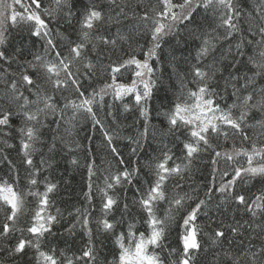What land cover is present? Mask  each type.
Returning a JSON list of instances; mask_svg holds the SVG:
<instances>
[{"label": "snow or ice", "instance_id": "obj_1", "mask_svg": "<svg viewBox=\"0 0 264 264\" xmlns=\"http://www.w3.org/2000/svg\"><path fill=\"white\" fill-rule=\"evenodd\" d=\"M190 42L194 55H177ZM165 63L179 88L156 111L157 154L142 168L126 162L98 113L113 107L106 97L138 111L143 132L126 137L137 156ZM81 120L116 161L102 186L93 150L84 165L78 156ZM65 159L87 169L86 206L68 211L67 237L55 230L65 217L52 211L60 184L51 178ZM201 164L211 169L202 196L184 190ZM0 165V264H202L209 254L211 264H264V0H0ZM77 229L86 240L73 251Z\"/></svg>", "mask_w": 264, "mask_h": 264}, {"label": "trees", "instance_id": "obj_2", "mask_svg": "<svg viewBox=\"0 0 264 264\" xmlns=\"http://www.w3.org/2000/svg\"><path fill=\"white\" fill-rule=\"evenodd\" d=\"M204 16V10L199 9L197 11L196 20L202 21ZM53 29L56 28V24H51ZM11 39L13 46H18L22 43L20 39V35L17 30L13 29L11 33ZM36 43L35 47L32 49L33 51H40L42 49L43 42L33 38ZM27 37H25V41ZM169 44H175V40L171 39L169 43L164 44V50L167 52L169 48ZM196 45L194 43H189L187 45H180L177 55H185L187 56L189 52H192L194 55V49ZM182 66V65H181ZM158 69L162 70L164 75L162 79L165 81V88L155 92L153 100L150 101V110H151V120L149 124V136L147 142L144 144L143 150L138 153L137 156H133L130 149L134 145H130L129 141L126 137L133 136L138 137L140 133L143 132L144 121L141 117H139L138 111L133 108L130 112H125L122 107V103L119 101H113L111 97H106L107 104L113 105L111 109L105 108L99 111L100 118L104 121L106 127H110V129L115 133L114 144L117 149L120 151L121 155L125 158L126 162L135 161L139 166L143 168V165L147 162L148 157L155 156L157 152L155 151L158 141L152 140V125L159 126L160 118L156 116V111H164L169 103L174 100L173 93L177 91L179 88V82L176 80L175 75L172 74V69L167 65V63L163 65H157ZM171 76V82L168 77ZM131 81V70L125 73L122 78V82L130 83ZM178 94V92H177ZM123 103H129L130 105L134 102L131 97H126ZM111 111L113 116H115V121H113V116H108L107 112ZM73 135L79 141V143L83 146L82 149L78 152V156L81 160V164L84 165L85 161V153L90 147L93 150V154L96 157V167L99 169L96 176L93 177L94 185L102 186V177L105 174V169L108 168L109 163L112 165L116 164L115 159L110 154V150L106 147L103 136L100 133L98 127L96 130L92 129L90 120H81L75 130H73ZM14 142V141H13ZM15 143V142H14ZM238 143V142H237ZM226 148L231 147V142L225 145ZM9 154L16 159L17 163L19 162V157L17 156L16 150H9ZM207 159V157L205 158ZM131 166V164H129ZM210 168L201 164L198 169H194L191 175V179L187 180L184 184V190L192 193L193 188L199 189V193L202 196L204 191L202 181L207 183L205 179L210 172ZM7 172V168L4 165H0V176H3ZM23 176V173H22ZM54 182H59L60 187L57 193L54 194L53 199L55 201V207L52 209L55 212V208L58 207L64 214L65 220L62 221L63 227L61 225L55 226V230L59 233H63L65 237L68 236L67 233L64 232V228L68 227V211H74L76 207L86 206V202L83 197V193L87 191V169L86 167H80L79 169H73L72 166L69 165L67 160H61L59 166L52 174ZM67 181V183H65ZM25 181L23 178L21 179L20 187H24ZM95 194V187L93 189ZM128 196L131 198L133 196V192L131 190L128 191ZM32 198H29L31 202ZM94 204L97 206V210L99 207V197L98 195L94 199ZM31 207V203L29 204ZM166 207V206H165ZM163 212V207L161 208V213ZM97 213H94V215ZM178 219V218H177ZM136 227L140 231H144L146 225H143L139 219L136 221ZM171 235L169 239L172 241V246H176V233H177V224L172 223L170 225ZM126 230L125 229H117V231ZM51 239V238H50ZM61 239V247L63 248V242ZM68 239L75 240V245L73 251L86 240V237L83 236V233L77 229V234L75 237H68ZM115 246L111 242H108V247L105 249V254L108 256V259L111 260L112 256L109 252L110 249H113ZM212 256L209 254L206 258V262L202 257V264H211Z\"/></svg>", "mask_w": 264, "mask_h": 264}]
</instances>
